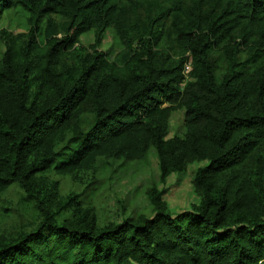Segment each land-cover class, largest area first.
Segmentation results:
<instances>
[{
	"label": "trees",
	"instance_id": "1",
	"mask_svg": "<svg viewBox=\"0 0 264 264\" xmlns=\"http://www.w3.org/2000/svg\"><path fill=\"white\" fill-rule=\"evenodd\" d=\"M10 10L29 29L0 30V192L38 220L0 234V264H264V0H0V20ZM110 29L123 64L97 50ZM88 32L92 52L69 59ZM180 110L185 134L166 140ZM151 152L161 181L205 163L189 211L153 187L150 215L98 225L47 179Z\"/></svg>",
	"mask_w": 264,
	"mask_h": 264
},
{
	"label": "rangeland",
	"instance_id": "2",
	"mask_svg": "<svg viewBox=\"0 0 264 264\" xmlns=\"http://www.w3.org/2000/svg\"><path fill=\"white\" fill-rule=\"evenodd\" d=\"M53 24L61 26L63 19L52 16ZM13 35H23L29 29L27 16L20 10L5 12L0 20V30ZM58 37L64 35L58 32ZM94 36L88 32L79 38V46L68 53L69 59L85 58L94 48ZM0 42V58L4 52ZM98 51L106 54L110 62L125 63L133 52L124 50L116 41L113 30H108ZM187 72L189 64L186 65ZM186 72V73H187ZM184 111L173 112L165 139L182 138L185 134ZM205 163H193L180 174H171L160 180L158 161L151 152L144 162H103L95 171L76 172L69 176L50 174L47 179L57 189L59 200L76 196L79 208L98 225L118 224L127 217L150 215L147 195L153 187L162 192V200L173 213L189 211L199 201L193 179L198 168ZM22 192L15 186L0 192V234L16 229L31 228L38 217L30 209L17 205ZM71 210L68 212L70 214Z\"/></svg>",
	"mask_w": 264,
	"mask_h": 264
}]
</instances>
